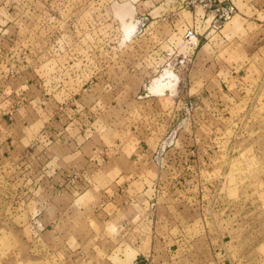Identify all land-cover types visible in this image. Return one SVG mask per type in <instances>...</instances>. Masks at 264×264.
Listing matches in <instances>:
<instances>
[{"label": "rangeland", "instance_id": "374dc122", "mask_svg": "<svg viewBox=\"0 0 264 264\" xmlns=\"http://www.w3.org/2000/svg\"><path fill=\"white\" fill-rule=\"evenodd\" d=\"M48 1L52 0L25 8L0 7V22L8 20L11 31L24 32L9 40L4 49L9 68L0 70V88L10 87V93L17 96L9 98L8 93L3 100L10 102L0 101V119L14 116L5 122L10 126L3 128L7 133L1 138L11 134L14 136L7 141H15L4 147L0 144V264H123L114 256L106 257L116 249V241L125 238L114 229L119 223L116 216L108 222L113 233L103 236L101 245L97 238L87 244L83 241L92 234L94 238L104 224H86L78 203L68 224L55 226L57 213L52 209L43 223L38 219L40 210L53 208L54 203L39 198L36 179L47 177L48 169L35 162L36 139L29 137L39 131L47 142L52 138L43 130L55 127L49 116L56 101L58 112H68L66 101L59 102L64 96L72 99L73 110L82 109L84 127L96 134L91 143L104 135L110 140L106 143H120L125 148L122 164L128 160L127 150L137 147L148 150L158 146L153 158L173 129L178 130L180 146H194L196 153L186 150L183 157L185 180L174 183V179H164L166 183L156 187L158 198L124 203L127 214L135 212L128 233L132 247L153 248L151 264H264V24L257 27L259 22L250 35L245 33L247 37L232 40L226 51L217 52L209 46L202 49L204 38L196 27L197 16L205 14L212 21L209 30L219 31L221 27H213L214 12L205 10L203 4L231 1L237 11L226 23L238 21L234 31H242V12L251 14L249 5L264 0H120L116 6L85 8L65 6V0L52 6ZM156 1L168 2L160 12L167 24L160 30L178 35L174 40L179 47L168 53L165 63L162 59L153 76L139 78L137 85L132 69L154 61L145 42L148 32L142 34L144 39L138 35L147 30L150 7ZM134 19H144V24L138 29L139 22ZM190 30L201 39L195 51L186 37ZM134 35L139 39L132 40ZM221 43L216 46L223 47L225 42ZM199 51L202 55L197 60ZM197 61L201 74L193 70ZM34 64L38 67L35 74ZM109 74L124 81L112 87L122 94V100L116 105L117 113L99 118L101 111L93 106L103 87H97V79ZM163 94H167L164 100ZM33 95L39 97L36 104L31 103ZM149 96L158 100L151 101ZM133 98L136 101L130 102ZM21 101L27 106L16 113L14 107ZM178 101L179 109L169 112ZM6 105H11L7 111L12 113L5 115L2 110ZM71 112L73 127L82 124ZM166 164L167 169H173L171 163ZM100 184L105 186L107 181L101 177ZM61 202L69 201L64 198Z\"/></svg>", "mask_w": 264, "mask_h": 264}, {"label": "crops", "instance_id": "0c3cea01", "mask_svg": "<svg viewBox=\"0 0 264 264\" xmlns=\"http://www.w3.org/2000/svg\"><path fill=\"white\" fill-rule=\"evenodd\" d=\"M128 1L132 2V0ZM119 2L120 0H65V6L82 8L93 6L106 7L108 5L116 6L117 4H119ZM39 3H41V0H0V7L21 6L25 8L33 5L38 6ZM46 3L52 6H58L59 4L57 0L48 1ZM167 3V1H163L161 3H158V1H156L155 3H153V5L150 7L148 21L146 22V28L144 29L147 30L144 33L138 35V37H142V34H146L148 32L147 35H145V42L149 45V56H153L154 61L148 64L146 62V64L142 68L138 66L132 69L133 72H131L130 74L134 73L133 76L136 75L138 81V83H136L137 85H139V78L145 79V77L153 76V74L158 71L159 63H161L162 59H164L165 63L169 59L168 53L175 52L179 47V42L174 40L175 37H178V35H174L173 32L160 30L161 28L164 29L165 25L167 24L160 16L162 15L160 12H162V10L166 8L165 5H167ZM249 6L251 8V14L247 13V11L242 12L241 21L243 24L242 27L244 29L242 31H234L235 25L238 21L234 22V20H232L229 23H225L224 26L219 29V31L215 32V29L209 30L210 24L212 22L210 17H206L205 14L197 16L196 23H198L196 24V27L200 30L199 34L202 35L201 37L204 38V45L202 46V49L205 46H209L212 47V51L217 52L222 49L223 51H226L227 48L233 43L232 40L239 39L241 37H247V34H244L248 33V35H250V32L252 28H254V25H258L259 22L260 23L257 27L264 24V3L257 5L251 4ZM178 21L179 20H177V22ZM134 22L138 23L139 20L136 19ZM0 23L3 24V26H0V44L3 48V50L2 48H0V70H7L9 68V58L4 49L6 45L9 44L10 39H15L16 37L20 38L24 34V32L22 30H16V32L11 31V25L9 24L8 20H2V22ZM6 23L8 24L5 25ZM227 24H230V29L228 30H226ZM202 26H204V30ZM154 31H157L158 33ZM12 35L15 36L12 37ZM138 37L137 35H134L132 37V40L133 38ZM181 41H184L183 36L181 37ZM221 41L225 42V44L223 47L218 48V46H221L222 44ZM11 49L13 48L11 47ZM20 50L23 51V48H21ZM201 55L202 54L199 51L196 55L197 60L201 59ZM199 63L200 61H197L195 64V68H193V70H195L197 74H201V72H199ZM47 65L48 64H45V67L48 68L49 66ZM34 66L35 68H32L33 74L38 71L37 65L34 64ZM197 76L195 75V77H193L194 81L196 80ZM97 80V82H99L97 87L101 89L103 87V89L102 91H100V95H97V104L93 107H97V109L101 111L100 115H98L99 118H107L109 117V115L112 116L113 114L118 112L119 108L116 109V105L119 101L122 100V98H120L122 94H118L117 92L115 93V89L112 87H117L120 84L124 83V81H122V79L115 78L113 74H109L107 78H103L102 76ZM49 81H51V79H49ZM40 82H42L41 79ZM195 83H197V81H195ZM30 87L34 88L35 83H30ZM9 89L10 87L0 88V101L9 96ZM4 93H6V96L4 95ZM11 96L14 98L17 97L13 93H10L9 98ZM32 97H35V99H32V101L30 100L31 103L36 104L39 101V97L35 95H33ZM149 97H153L149 99L151 101L153 99L158 100L156 96ZM160 97L162 100H164L163 97H167V94L160 95ZM129 98H132L131 95ZM132 100L136 101V99L133 98L130 99V102ZM17 101L20 100L17 99ZM64 101H66L68 105L66 111H68L69 113L66 112L65 114H62L61 112H58V101H56L54 109H51L50 111L52 116H49L52 121L55 122V127L52 130H43L47 133L48 136H52V138L50 137V140L47 142L46 138L42 133H39V131L34 136L29 137L30 139H36L32 151V156L33 158H35V162L38 164V166H43V168L48 169L47 177H40L36 179V183H40L37 190V192L39 193V198H47L49 201L51 200V202L54 203L53 208L51 206H48L46 209L43 208L45 210H40V214H42L38 217L40 223H43L45 221L46 215H49L50 210L52 209V211H56L57 213V216L54 218V221L56 222L55 226H58L59 223L68 224L72 220L70 219V217L75 214L74 206L77 207L76 204L78 203V205L80 204L78 208H80V211L83 212L86 224L88 223V225L90 226L93 221L104 224L102 226H99L103 227V229H100V231L97 230V234H95L94 238H92V234L91 236H86L83 241H86L85 243L87 244L90 239L97 238V240H95L99 245H101L103 236H111V233H113V231L109 230L110 225H108V222L113 216H116L119 223L115 225L116 227L114 229H117L116 233L118 231L119 235H123L125 236V238H122L118 244L116 241V249L112 254H110V252L108 251L109 254H107L106 257L110 258V256H114L116 257L118 262L121 261L120 263L123 264L138 263V258L143 257L146 261L151 263L152 260L150 259V255H152V253L155 251L153 248H151L149 251H144L139 250L140 248L138 249L132 247L134 246V244L130 240L128 233L132 232L134 224L132 221L134 220L135 212L133 210V212H131V214L129 215L124 208L126 207L125 204L130 202V200L132 201L136 199H144L149 202L151 199H154V197L158 198L159 194H157L156 191L159 189H157L156 187L158 185L160 186L161 182L166 183L165 180L168 181L169 178L174 179V183L180 182V180L186 178L184 160L180 152L176 153L179 143L177 146H173L169 149V153L171 154L168 156L169 159L167 160V163L172 164V170L167 169L166 167L164 169H160L154 162L152 154L158 148V146L156 148L151 147L148 150H144V148L142 147H137L135 151L127 150L129 152L128 155L126 154L128 156V160L125 164H122L121 158L124 152H126L124 150L125 148H123L120 143H106L110 140H107L104 135H102L98 142L91 143L96 134H93L91 128L84 127L86 123H84L85 120L82 109L80 110L79 107H76L73 110L74 105L72 103V99L68 98L67 96H64L63 100L59 102ZM101 101L103 102V105H100ZM3 102H5L4 104H6L10 101L3 100ZM24 106H27V104H24V102L21 101L20 106L17 105L16 107H14L15 112H20ZM173 107L174 108L169 112L173 111L174 109H179L180 102L178 101L177 105ZM0 108L2 107L0 106ZM9 108H11V105H6V108L2 110V113L5 115L10 114L8 112L11 111H7ZM70 109H72L71 113H74L73 115L76 114L77 119L83 120V123L79 124V126L76 125L75 127H73V121L70 119L72 117L70 116ZM91 109H89L88 111H91ZM15 112L13 113V115L15 114ZM127 112L131 115V112ZM13 117L8 118L6 116L0 119V144H2V147H4L5 144L10 145V143L15 142L12 138L7 141V138H9V136H14L11 134H8V136L5 138L6 141L5 139L1 138L4 133H7L3 130V128L10 126L6 123ZM86 117L89 118V115H86ZM92 117L93 116H91L90 118ZM113 117L116 118L115 116ZM46 126H48V124ZM106 133L104 134L106 135ZM97 135L99 134L97 133ZM17 138L22 139L23 136H21V138ZM185 145L186 143L181 146V148L184 149V156H186V150L191 151L194 148V146H191L189 148V146L187 147ZM143 156H148L149 159H144ZM175 170H179L176 175L172 174V172ZM75 171L77 172V177L75 179H72V175ZM101 177L103 181H107V184L105 186H101L100 184ZM170 182H172V180H170ZM161 187L163 188L162 195L165 196V194L167 193L165 192L164 187ZM64 198L69 202H61V199ZM109 204H112L113 206L110 210L106 211V208ZM69 225L71 226V224ZM42 228L45 229L46 226L43 225ZM128 247L130 248L126 254L125 251L128 249ZM135 249H137L136 252H134ZM131 253L133 254L131 260L126 261L128 259V255ZM104 259L105 256H103V260Z\"/></svg>", "mask_w": 264, "mask_h": 264}, {"label": "built area", "instance_id": "2783aa9c", "mask_svg": "<svg viewBox=\"0 0 264 264\" xmlns=\"http://www.w3.org/2000/svg\"><path fill=\"white\" fill-rule=\"evenodd\" d=\"M203 6H205V10L210 9V11L214 12L215 20L213 22V27L217 28V29L222 27L224 23L228 22L234 16V14L237 11L235 4L231 1H227L226 3H224L222 5L221 4H219V5L214 4L212 2H205L203 4ZM186 37L188 38L189 47L192 48L193 51H195V49H197L199 47L200 41H201L198 34L193 32L192 30H190L187 32ZM172 132H174V135L172 136V138L169 141H166L167 138L172 134ZM169 136L166 138V140L164 142H162L159 150L156 151L155 155L153 156L154 162L156 163V165L160 169H164L166 167V162L169 159L168 156L171 154V153H169V149L173 146L178 145V130L173 129L170 132ZM177 152L181 153L182 158L185 157L184 156V149L181 148L180 143H179V146L177 147L176 153ZM189 153H192V155H194L196 153V151L194 149H192ZM184 163H186V160H184ZM73 177L74 178L77 177L76 171L73 173ZM184 180H185V178H184ZM182 181H183V179H182ZM135 264H139V263H135ZM145 264H151V263L146 261Z\"/></svg>", "mask_w": 264, "mask_h": 264}, {"label": "water", "instance_id": "95a60500", "mask_svg": "<svg viewBox=\"0 0 264 264\" xmlns=\"http://www.w3.org/2000/svg\"><path fill=\"white\" fill-rule=\"evenodd\" d=\"M144 24V19H140V22H139V27H138V29L140 28V26H142ZM174 135V132H172V134L167 138V140L166 141H169L171 138H172V136Z\"/></svg>", "mask_w": 264, "mask_h": 264}, {"label": "trees", "instance_id": "16d2710c", "mask_svg": "<svg viewBox=\"0 0 264 264\" xmlns=\"http://www.w3.org/2000/svg\"><path fill=\"white\" fill-rule=\"evenodd\" d=\"M146 260L143 257L138 258L139 264H145Z\"/></svg>", "mask_w": 264, "mask_h": 264}, {"label": "bare ground", "instance_id": "6f19581e", "mask_svg": "<svg viewBox=\"0 0 264 264\" xmlns=\"http://www.w3.org/2000/svg\"><path fill=\"white\" fill-rule=\"evenodd\" d=\"M139 26V25H138Z\"/></svg>", "mask_w": 264, "mask_h": 264}]
</instances>
